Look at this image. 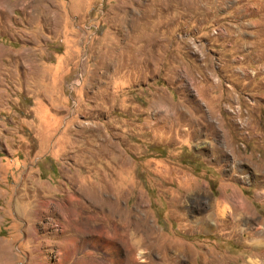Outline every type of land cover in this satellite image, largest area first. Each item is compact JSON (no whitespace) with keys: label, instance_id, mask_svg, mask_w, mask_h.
<instances>
[{"label":"rangeland","instance_id":"374dc122","mask_svg":"<svg viewBox=\"0 0 264 264\" xmlns=\"http://www.w3.org/2000/svg\"><path fill=\"white\" fill-rule=\"evenodd\" d=\"M147 237L264 264V0H0V264Z\"/></svg>","mask_w":264,"mask_h":264},{"label":"bare ground","instance_id":"6f19581e","mask_svg":"<svg viewBox=\"0 0 264 264\" xmlns=\"http://www.w3.org/2000/svg\"><path fill=\"white\" fill-rule=\"evenodd\" d=\"M149 240H150L149 237H147L145 240H138L137 243H135L134 245H130L131 248L125 254L126 259L128 261H132L133 263L149 264L150 262L147 260L148 252L146 251V249H143L142 247V246H147V247L150 246Z\"/></svg>","mask_w":264,"mask_h":264}]
</instances>
